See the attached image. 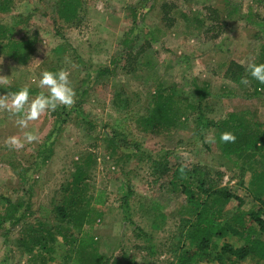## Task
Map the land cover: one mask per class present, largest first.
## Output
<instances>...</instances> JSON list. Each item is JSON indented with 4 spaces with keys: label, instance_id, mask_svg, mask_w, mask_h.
Listing matches in <instances>:
<instances>
[{
    "label": "rangeland",
    "instance_id": "374dc122",
    "mask_svg": "<svg viewBox=\"0 0 264 264\" xmlns=\"http://www.w3.org/2000/svg\"><path fill=\"white\" fill-rule=\"evenodd\" d=\"M152 1L83 0L79 20L68 24L58 18L57 0H0L9 8L0 11V24L14 26L13 36L29 39L34 46L26 63L0 54V76L8 80L0 84V95L13 93L5 87L25 86L32 91V98L47 94L46 88L38 87L41 73L60 69L70 73L76 92L71 108L60 105L29 122L27 129L15 123L17 117L0 110V214H5L4 197L15 203L30 201L34 213L10 230L8 223L0 228V264L62 263L66 244L58 241L55 260L49 261V255H38V248L27 250V233L22 227L34 221L40 206L56 204L63 183L71 178L76 162L87 151L95 156L88 193L105 190L104 215L92 233L108 264L123 254L140 263L179 264L172 250L181 222L177 212L180 203L187 202V194L181 185L172 184V170L161 173L164 169L157 165L167 169L176 164L197 166L209 172L216 184L234 193L224 211L226 218L240 202L243 210L258 205L248 192L250 173L242 175L215 149L211 131L203 138L195 132V115L178 131L156 134L140 131L135 118L151 110V94L162 84L166 90H173L182 109L189 101H197V87H205L209 91L203 99L207 118L221 120L247 107L264 121V88L256 93L249 78L245 86L226 74L232 62L244 65L247 75L249 62L264 61V0H157L155 6ZM134 23H138V45L151 41L150 29L160 27L164 31L146 50L152 65L143 70L137 57V70L127 73L122 69L127 65L122 59L116 74L98 76V71L110 66L119 54ZM119 89L129 99L124 110L113 100ZM26 131L36 133L39 141L25 142L21 150L6 146L8 137L23 139ZM116 133L118 140L139 143L137 154L128 157L120 149L115 153L107 149L109 138ZM49 154L44 164L43 158ZM141 228L147 234L138 237ZM225 241L242 243L234 235ZM216 243L220 248L224 241L216 239ZM240 264L264 261L249 259Z\"/></svg>",
    "mask_w": 264,
    "mask_h": 264
},
{
    "label": "trees",
    "instance_id": "16d2710c",
    "mask_svg": "<svg viewBox=\"0 0 264 264\" xmlns=\"http://www.w3.org/2000/svg\"><path fill=\"white\" fill-rule=\"evenodd\" d=\"M156 2L157 0L154 3L152 1V6H155ZM82 4L83 0H57L58 18L68 24L76 22L79 20ZM7 7L6 2L3 5L0 4V11H6L9 9ZM13 28L14 26L11 28L0 24V54L26 63L34 50L33 42L29 39H16L13 36ZM137 30L138 23H134L124 38L123 48L119 54L115 56L110 66L98 71V76L116 74L117 65L122 59L127 63L122 67L127 73L137 70L134 65L137 57L141 58L140 68L142 67L143 70L152 65L146 50L151 47V43L159 40L164 31L160 27L150 29L151 41L138 45L139 31ZM244 72V65L232 62L226 74L238 82L242 77L247 76L252 81L256 93L264 88V85L249 74L245 75ZM5 88L12 92L21 89ZM153 92L150 100L151 110L135 118L137 128L150 134L161 131L170 133L172 130L178 131L186 120L195 115L197 124L195 132L203 138L206 132L211 131L215 149L228 162L235 165L242 175L245 172L250 173L248 192L258 202V205L244 210L240 202L232 216L226 218L224 211L233 199L234 193L228 187L216 184L209 176V172H203L197 166L176 164L175 168L167 169L165 166L157 165V168L164 169L161 173L172 170L170 175L172 184L181 185L180 188L187 194V202L185 205L180 203V209L177 212L181 215V222L176 235L177 242L174 243L172 250L177 256L178 263L200 264L208 261L218 264H240L249 259L257 263L264 261V166L257 163L260 161L264 164V121L259 120L256 112L247 107L228 113L221 120L207 118L203 110V101L207 94L209 96V91L207 92L205 87H197V101H189L183 109L179 106V99L175 97L172 89L166 90L162 84H159ZM113 100L119 109L124 110L129 106V99L127 96L124 97L121 89L114 92ZM225 131H231L236 135L234 143L221 142L220 134ZM116 137L117 133L109 138L107 149H111L114 153L120 149L123 155L128 157L137 154L140 149L139 143L125 142L124 139L118 140L119 138ZM208 150H211L209 145ZM87 152L76 162L71 178L63 183L60 198L56 204L52 207L40 206L34 221L22 227L24 233H27L24 239L27 250L32 251L38 248V255H49V261L55 260L56 243L59 241L66 244L68 247L67 249L65 247L66 251L63 252L64 260L59 264H67L69 261L70 264L109 263L107 256L99 249V241L92 233V228L103 218L106 198L103 189H95V192L88 193L87 181L95 156L92 152ZM49 158L50 154L44 156L43 163L46 164ZM182 166L185 167L186 178L181 176ZM3 200L6 201L5 214H0V228H5L8 223L10 224L8 230H10L34 214L30 201L15 203L6 197ZM123 207L126 212L129 210L126 197ZM139 231L138 237L147 234L142 228ZM229 235L237 236L242 243L235 245L225 241ZM216 239L224 241L220 248ZM114 264H148V261L140 263L123 254L116 258Z\"/></svg>",
    "mask_w": 264,
    "mask_h": 264
},
{
    "label": "clouds",
    "instance_id": "9594fccd",
    "mask_svg": "<svg viewBox=\"0 0 264 264\" xmlns=\"http://www.w3.org/2000/svg\"><path fill=\"white\" fill-rule=\"evenodd\" d=\"M97 7L102 9L103 6L97 5ZM246 70L253 79L264 85V63L249 62ZM69 76L70 73L64 69L56 72L44 70L41 73L38 87L46 88L47 94L42 92L32 98L29 88L25 86L16 92L0 95V110H5L17 117L15 123L21 129H27L29 122L39 120L45 113L55 111L60 105L71 108L76 103V92ZM7 83L6 76H0V84ZM240 83L248 86L250 80L247 76L242 77ZM220 140L223 143H234L236 135L231 131H225L220 134ZM38 141L39 137L36 133L26 131L23 133V139L18 135H13L6 139L5 144L10 149L21 150L25 147V142L31 144ZM180 173L182 178H186L184 166L180 168Z\"/></svg>",
    "mask_w": 264,
    "mask_h": 264
}]
</instances>
